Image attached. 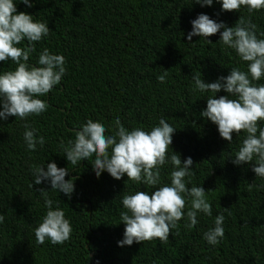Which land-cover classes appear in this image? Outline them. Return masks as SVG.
Here are the masks:
<instances>
[{"label": "trees", "instance_id": "obj_1", "mask_svg": "<svg viewBox=\"0 0 264 264\" xmlns=\"http://www.w3.org/2000/svg\"><path fill=\"white\" fill-rule=\"evenodd\" d=\"M14 2L17 12L32 15L51 30L35 43L27 63L39 66L38 57L47 48L65 57L66 74L61 84L38 97L49 105L47 111L0 120V264H264V178L255 176L251 164L232 163L247 133H233L230 144L221 138L217 126L199 114L214 93L200 92L192 78L201 72L206 83L214 82L232 68L247 72L249 62L219 41V32L187 39L190 22L201 13L229 27L243 17L264 39V9L221 11L216 0L210 7L194 0H31V8ZM16 67L10 59L0 61V74ZM164 70L168 76L161 83L157 77ZM254 83L264 84V77ZM222 95L227 94L222 90L214 98ZM117 117L129 130L150 131L161 118L176 128L157 187L171 183L176 170L172 151L182 163L191 157L195 174L185 178L187 187L212 190L206 193L212 216L198 213V223L187 228L188 198L185 216L178 229L170 231L168 242L117 245L125 228L120 221V212L126 211L123 196L137 191L151 195L156 189L127 180L126 174L116 180L104 171L97 178L95 155L73 165L64 150L87 120L102 123L111 135ZM25 125L45 139L35 151L24 140ZM259 126L264 128V121ZM49 162L69 169L65 180L75 177L71 198L46 181L30 187L33 168L43 165L47 170ZM46 198L71 223V238L62 245L47 239L43 245L36 242L35 229L48 210ZM220 213L225 234L213 246L204 233L215 226Z\"/></svg>", "mask_w": 264, "mask_h": 264}, {"label": "clouds", "instance_id": "obj_2", "mask_svg": "<svg viewBox=\"0 0 264 264\" xmlns=\"http://www.w3.org/2000/svg\"><path fill=\"white\" fill-rule=\"evenodd\" d=\"M27 7L33 6L31 0H17ZM221 4V11L239 12L242 6L249 13L264 9V0H216ZM201 7L212 6L213 0H194ZM192 30L187 39L193 36L209 37L219 32L224 45L234 49L242 61L249 62L247 72L232 68L227 76L218 77L214 82L206 83L201 76L192 78L200 92L210 91L214 96L207 98L206 108L199 114L217 126L221 138L233 141V133L246 132L241 147L232 159L234 165L251 164L255 176L264 178V128L259 126L264 121V84L257 85L264 77V39L257 37L256 28L250 20L239 17L234 26L217 22L207 14H199L191 22ZM223 29V31H221ZM51 30L45 22L34 21L26 12H17L14 0H0V61L11 60L17 67L0 74V120L9 116L25 119L30 115H40L47 111L49 105L39 99L50 93L61 84L66 74V59L59 54H52L47 48L38 57V65H29L30 54L35 52V43L47 37ZM264 36V33L260 34ZM27 42V46L17 45ZM209 44L211 41L207 40ZM168 70H164L157 79L166 82ZM224 91L227 95L214 98L215 94ZM230 97H236L231 99ZM25 125L24 140L29 150L43 145L45 139L35 135V129L28 130ZM114 132L106 134L105 126L91 119L75 132V141H69L66 147V159L73 165L95 155L93 171L97 178L106 171L112 178L120 180L125 174L127 180L142 183L155 188L151 195L147 191H137L125 195L122 205L126 211L120 212V221L124 223L123 239L117 242L119 247L131 246L158 239L162 243L169 241L170 231L178 229V222L185 216L189 221L185 226L193 228L197 223L198 213L212 216V205L201 186L187 187L186 177L195 173L191 171L194 161L191 157L181 162L180 155L172 151L171 164L176 170L171 172L170 185L157 187L161 181V167L168 163V150L176 128L159 120L158 126L150 131L141 128L129 130L117 117L114 121ZM111 150V151H109ZM256 162L253 164V159ZM33 183L40 185L49 182L51 189L64 193L71 198L74 192L75 177L65 180L68 168H59L49 162L47 170L43 165L33 168ZM40 193L47 194L43 188ZM53 200L45 199L48 209L42 222L35 229L37 244L43 245L50 240L53 245H62L71 238V223L59 207L53 209ZM228 211V208H224ZM225 216L220 213L215 217V226L204 233V239L210 245H217L224 238L223 227ZM4 216L0 214V223ZM97 264L99 262L97 261Z\"/></svg>", "mask_w": 264, "mask_h": 264}]
</instances>
